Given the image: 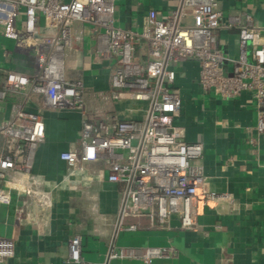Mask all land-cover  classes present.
I'll list each match as a JSON object with an SVG mask.
<instances>
[{
    "label": "built area",
    "instance_id": "obj_1",
    "mask_svg": "<svg viewBox=\"0 0 264 264\" xmlns=\"http://www.w3.org/2000/svg\"><path fill=\"white\" fill-rule=\"evenodd\" d=\"M161 1L166 12L149 10L133 30L114 25L116 0H0V37L12 43L0 58L10 63L18 55L22 68L0 66V105L14 100L0 122V205L20 211L34 203L42 214L49 212L50 195L32 169L45 139V115L55 112L80 118L75 143L59 155L67 169L85 176L87 166L100 164L98 179L121 186L115 232L167 230L173 217L182 230H194L197 201H230L228 194L209 190L203 144L185 142L176 123L182 102L175 82L184 63L194 62L202 93L226 101L248 94L254 131L264 136V27L246 11L225 16L219 0ZM76 23L92 40L96 58L112 63L106 92L88 95L82 80L66 77ZM219 31L238 33L235 57L221 50ZM140 49L144 62L134 60ZM119 102L143 106V117L107 113L109 103ZM11 192L27 198L13 201ZM81 247V235L73 234L69 263L85 264ZM125 255L151 264L174 260L178 251L170 245L111 250L107 261ZM13 256V243L0 238V264Z\"/></svg>",
    "mask_w": 264,
    "mask_h": 264
},
{
    "label": "crops",
    "instance_id": "obj_2",
    "mask_svg": "<svg viewBox=\"0 0 264 264\" xmlns=\"http://www.w3.org/2000/svg\"><path fill=\"white\" fill-rule=\"evenodd\" d=\"M167 9L161 0H116L114 25L138 30L149 10L163 14ZM219 9L225 16L246 11L256 25L264 27V0H219ZM73 30V47L65 61L67 79L82 80L88 95L106 92L112 63L96 58L93 42L79 24ZM217 35L223 53L235 57L238 33ZM4 49H12V43L0 37V55ZM17 58L14 55L15 63L0 58V66L22 69ZM134 60L144 62L142 49ZM175 88L182 102L176 123L184 129V140L203 144L208 188L228 194L230 201H197L194 230H182L173 217L167 230L117 233L113 224L121 186L98 179L100 164L87 166L85 176L71 173L59 155L75 143L80 118L75 113H47L45 139L37 149L32 173L50 195L51 208L42 214L34 203L20 211L14 204L0 205V238L14 245V256L7 264H72L67 261V242L75 233L81 235L85 264H144L130 255L107 261V255L111 250L168 245L178 251V257L151 264H264V136L254 131V102L248 94L226 101L202 93L194 62L184 63ZM13 102L7 99L0 105V122L9 117ZM106 111L119 119H141L144 107L109 103ZM11 198L27 196L11 192Z\"/></svg>",
    "mask_w": 264,
    "mask_h": 264
}]
</instances>
